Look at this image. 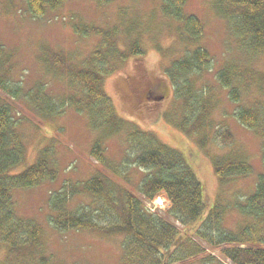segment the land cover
I'll return each instance as SVG.
<instances>
[{
  "label": "rangeland",
  "instance_id": "rangeland-1",
  "mask_svg": "<svg viewBox=\"0 0 264 264\" xmlns=\"http://www.w3.org/2000/svg\"><path fill=\"white\" fill-rule=\"evenodd\" d=\"M108 1L101 4L100 0H68L58 11L36 18L29 12L27 0H0V58L5 62H1L0 71L8 69V79L15 85L20 82L26 93L47 84L48 94L56 101L64 98L61 102L65 104L62 115L41 118L34 112L29 99L10 100L18 117L24 118L21 134L26 144L24 163L14 172H21L34 163L46 147L51 150V159L59 171L54 181L14 191L18 214L37 221L42 235L38 246L21 249L26 253H20L21 259L17 258L13 264H39L40 256L47 258V264L122 263L123 235L105 236L92 230L57 232L47 220L49 198L65 181L85 182L103 172L101 165L91 159L90 152L94 141L105 137L103 135L109 134L110 129L97 127L90 114L80 112L71 104L73 98L68 97L72 91L69 73L65 71L69 70L68 66L79 69L100 38L93 33L80 36L75 27L81 25L105 31L118 26L117 44L123 50L132 40L142 45L143 55L129 56L118 65L116 72L104 78V90L112 99L117 117L126 123L125 127L154 133L185 157L203 185L206 207L199 221L203 222L219 205L224 207V226L235 234H241L249 223L237 204L252 195L264 172L263 137L238 121L236 109L256 104L264 110V52L247 57L229 21L219 12L222 7L219 0H187L186 12L199 18L204 28L196 42L188 41L182 24L164 17L159 0ZM197 47L209 51L212 70L183 76V83L188 80L186 90L193 94L189 100L185 87L183 93L176 92L178 88L167 76V70L173 61L189 55ZM56 55L66 61L67 68L57 71L51 63L50 71H46L44 65ZM234 65L243 70L249 86L246 90L245 80L239 86L243 93L239 106L231 100V90L222 88L217 79L220 71ZM232 71L235 74L237 68L233 67ZM179 93L184 94L183 98ZM199 101L201 106L207 103L209 107L199 106L192 113L187 112L190 103L194 105ZM185 114H189L187 124ZM226 130L233 136L228 144L221 140ZM128 133L108 135L103 141L107 156L116 164L126 156ZM226 152L247 161L254 172L222 181L215 171L214 160ZM130 171L133 173L129 182L123 178L117 180L138 193L137 186L144 172L138 167ZM110 178L115 181L113 176ZM74 198L72 209L78 207L81 211L82 204L89 203L88 198ZM145 206L151 213L168 218L166 212L171 203L161 194L152 203L146 201ZM197 221L185 227L175 223L183 233L195 227ZM205 245L220 262H225L219 250ZM11 257L0 238V263L9 264ZM188 264L219 262L210 261L205 255Z\"/></svg>",
  "mask_w": 264,
  "mask_h": 264
},
{
  "label": "trees",
  "instance_id": "trees-1",
  "mask_svg": "<svg viewBox=\"0 0 264 264\" xmlns=\"http://www.w3.org/2000/svg\"><path fill=\"white\" fill-rule=\"evenodd\" d=\"M67 1L27 0V4L33 17L41 18L49 12L58 11ZM219 1L222 4L219 12L229 21L247 57L261 55L264 52V0ZM100 3L109 1L100 0ZM186 3L187 0H159L164 17L182 24L189 40L196 42L204 30L203 24L195 15L186 12ZM84 28L88 30L84 31ZM75 30L80 36L86 37L93 33L100 38L93 53L83 61L79 69L68 66L69 70L65 71L69 73L72 93L68 97L73 98L71 104L80 112L89 113L97 127L109 128V134L103 135L105 137L129 132L128 147L126 156L116 164L107 156L103 144L105 137H98L90 154L91 159L101 165L103 172L85 182L65 181L61 189L52 193L48 201L49 225L57 232L92 230L105 236L123 235L124 254L120 264H188L205 255L210 261L215 260L219 264H264V172L260 174L252 195L245 202L237 204L249 220L241 234L237 235L224 226V207L219 205L200 222L206 207L203 185L185 157L154 133L125 127L126 123L117 117L112 99L104 90V78L116 72L118 65L127 61L129 56L143 55L142 45L138 40H132L126 49H121L116 38L118 26L105 31L81 25L76 26ZM190 52L173 61L167 70V76L178 88L176 92L183 93L182 89L188 83V80L182 82L183 76L212 70V57L207 49L197 47ZM2 61L0 58V66ZM51 63L58 68L57 71L67 68L66 61L59 55L43 64L46 71H50ZM233 67L237 68L235 74ZM242 71L238 65H234L217 75L218 81L231 89L230 98L235 103L243 101V93L239 88L243 80L247 84L246 90L249 87L248 78ZM8 73V69L0 71V238L12 254L9 264H13L21 257L20 253H26L20 250L38 246L42 235V228L37 221L18 214L14 191L28 190L47 181H54L59 171L56 162L51 159V150L46 147L34 163L21 172H14L24 163L26 144L21 134L24 118L18 117L10 100L29 99L34 112L41 118L62 115L65 113V104L61 102L64 98L56 101L48 94L45 90L47 84L43 83L34 92L31 90L26 93L20 82L15 85L8 79ZM180 93L178 95L183 98L184 94ZM186 93L189 100H192L190 90H186ZM199 106L200 101L194 105L190 103L186 110L192 113ZM201 107H209V104L205 103ZM237 109L238 121L262 135L264 163V119L259 118L260 109L256 104L241 105ZM187 120L189 114H185V124ZM221 140L226 144L232 142L231 132L224 131ZM214 165L222 181L254 172L253 166L247 161L228 152L218 155ZM134 167L144 172L137 186L138 193L117 180L123 178L129 182L133 173L130 169ZM161 194L171 203L166 214L172 221L146 209L145 202ZM75 196L89 199V203L80 205L83 209L81 211L78 207L72 209ZM195 221V227L183 233L175 223L185 227L193 225ZM205 244L211 246L212 250H219L225 262H220ZM38 259L39 264H47L45 256ZM31 260L36 258L31 257Z\"/></svg>",
  "mask_w": 264,
  "mask_h": 264
},
{
  "label": "bare ground",
  "instance_id": "bare-ground-1",
  "mask_svg": "<svg viewBox=\"0 0 264 264\" xmlns=\"http://www.w3.org/2000/svg\"><path fill=\"white\" fill-rule=\"evenodd\" d=\"M187 39H188V41H189V38H188V36H187ZM221 85H222V88H227L224 84H222L221 83ZM229 89V88H228ZM231 90V89H230ZM239 104V103H238ZM259 112V118H260V120H263L264 119V110H259L258 111ZM185 113H186V111H185ZM240 122V121H239ZM241 123V122H240ZM242 124V123H241ZM247 129H250V128H248L247 126H245ZM250 130H252V129H250ZM255 188H256V186H255ZM225 214V213H224Z\"/></svg>",
  "mask_w": 264,
  "mask_h": 264
}]
</instances>
